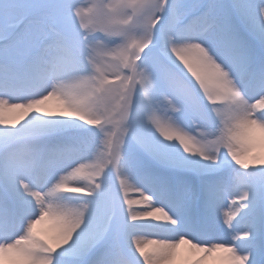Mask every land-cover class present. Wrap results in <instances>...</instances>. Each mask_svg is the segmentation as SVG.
I'll use <instances>...</instances> for the list:
<instances>
[{"label":"snow or ice","instance_id":"obj_1","mask_svg":"<svg viewBox=\"0 0 264 264\" xmlns=\"http://www.w3.org/2000/svg\"><path fill=\"white\" fill-rule=\"evenodd\" d=\"M0 264H264V0H0Z\"/></svg>","mask_w":264,"mask_h":264},{"label":"bare ground","instance_id":"obj_2","mask_svg":"<svg viewBox=\"0 0 264 264\" xmlns=\"http://www.w3.org/2000/svg\"><path fill=\"white\" fill-rule=\"evenodd\" d=\"M133 192H134V190H132V189L129 190L130 195H133Z\"/></svg>","mask_w":264,"mask_h":264},{"label":"rangeland","instance_id":"obj_3","mask_svg":"<svg viewBox=\"0 0 264 264\" xmlns=\"http://www.w3.org/2000/svg\"><path fill=\"white\" fill-rule=\"evenodd\" d=\"M84 2H85V3H87V2H88V0H84Z\"/></svg>","mask_w":264,"mask_h":264}]
</instances>
